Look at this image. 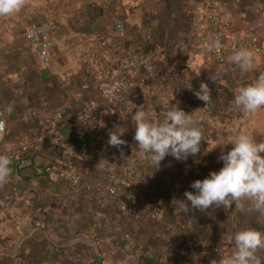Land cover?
<instances>
[{
	"label": "crops",
	"instance_id": "obj_1",
	"mask_svg": "<svg viewBox=\"0 0 264 264\" xmlns=\"http://www.w3.org/2000/svg\"><path fill=\"white\" fill-rule=\"evenodd\" d=\"M214 1L230 39L263 29V0H23L17 13L0 15V110L6 122L0 154L12 160L10 176L0 183V240L12 233L20 245L39 233L53 248L80 249L82 264H139L144 254L166 264L175 261L174 251L184 255V264L201 258L217 264L232 252L233 234L250 228L234 218L235 204L227 210L210 207L218 229L212 221L198 230L210 235L190 240L195 217L173 202L184 200L181 191H194L190 176L203 180L223 166L218 143L244 131L264 140V109L245 115L234 105L236 90L264 73V48L247 72L217 61L199 43ZM51 22L55 48L43 66L25 30ZM100 37L122 51L145 53L155 75L142 69L121 72L100 60ZM201 83L210 89L208 103L194 94ZM119 84L129 103L117 100ZM138 99L161 121L168 105L192 113L204 130L200 152L186 161L166 156L159 169L150 165L134 140L131 117L139 110ZM116 127L127 129L119 149L108 144ZM113 172L128 174L157 196L160 216L144 219L119 210L105 190ZM43 173L49 182L36 178ZM156 237L161 241L151 249ZM68 257L75 259L72 251Z\"/></svg>",
	"mask_w": 264,
	"mask_h": 264
},
{
	"label": "clouds",
	"instance_id": "obj_2",
	"mask_svg": "<svg viewBox=\"0 0 264 264\" xmlns=\"http://www.w3.org/2000/svg\"><path fill=\"white\" fill-rule=\"evenodd\" d=\"M23 0H0V15L17 13ZM209 49L220 47L219 40L210 41ZM230 63L247 72L255 67L254 51L243 48L228 57ZM188 80V89L192 88ZM198 99L208 103L211 99L207 84L201 83L194 93ZM234 105L245 115H252L264 109V73L256 81L236 90ZM135 111L131 119L134 122V140L148 163L159 169L166 156L177 161H186L201 150L204 130L178 104L168 105L165 118L161 121L150 116L142 107ZM11 111V109H9ZM6 129V122L0 120V134ZM127 131L124 127H116L109 133L108 144L120 148L125 143L121 139ZM231 144L227 152L224 146ZM221 152L218 160L223 166L218 171H211L203 180H195L190 184L194 190L185 191L184 200H173L184 212L189 209L206 211L210 207L229 209L233 204L241 211L245 203L250 210L264 215V140L247 132H241L231 141L220 142ZM11 151V149H9ZM12 160L9 155L0 154V183L11 174ZM234 245L229 255L220 257L217 264H264V231L256 228H243L232 237Z\"/></svg>",
	"mask_w": 264,
	"mask_h": 264
},
{
	"label": "built area",
	"instance_id": "obj_3",
	"mask_svg": "<svg viewBox=\"0 0 264 264\" xmlns=\"http://www.w3.org/2000/svg\"><path fill=\"white\" fill-rule=\"evenodd\" d=\"M55 32L56 25L52 22L32 25L25 30L27 44L35 59L43 66L49 65L54 53ZM214 40H219L220 47L210 50L208 47L209 42ZM199 43L211 51L220 63L229 62L228 57L236 50L251 49L254 51L255 56L261 53L264 48V41L259 40L256 36L250 35L244 38L230 39L225 29L219 4L215 1L211 3V9L199 35ZM99 47V59L110 62L119 71L133 72L142 69L150 78L155 75L154 65L145 53L141 51H122L114 45H110L105 37H100ZM114 92L117 100L128 102L122 84L117 85ZM135 103L137 107H145V102L141 99H138ZM105 190L121 211L131 210L147 218H157L162 212L160 201L153 196H147L142 190V186L128 174H110L105 181Z\"/></svg>",
	"mask_w": 264,
	"mask_h": 264
},
{
	"label": "rangeland",
	"instance_id": "obj_4",
	"mask_svg": "<svg viewBox=\"0 0 264 264\" xmlns=\"http://www.w3.org/2000/svg\"><path fill=\"white\" fill-rule=\"evenodd\" d=\"M264 3V0H263ZM264 12V11H263ZM264 17V15H263ZM260 34V35H258ZM256 32H252V36H256L259 40L264 41V26L263 29ZM263 35V36H262ZM123 53V52H122ZM125 53V52H124ZM262 53V51H261ZM261 53H259L256 56H260ZM230 63V62H229ZM195 175V174H194ZM206 177L208 176V173L204 174ZM192 177V178H191ZM204 177V178H206ZM199 180L197 176H190L189 181L190 184L195 181ZM131 210L124 211L125 213H129ZM138 216L147 219L145 216L135 213ZM227 230V229H226ZM231 231H228L230 233ZM30 232H27L26 234H29ZM226 233V232H225ZM35 237L32 238L30 241L23 242L22 244L18 245V237L15 236V234L8 233L5 235H2V239L0 240V264H82L81 262L77 261L79 254L81 253L80 249H69L61 246V241L58 240L56 236L54 238H51L53 241L58 240L55 242L56 244H60L61 247H58L57 249L52 247L49 243H47L46 240L42 238V235L39 233H35ZM206 232L202 231H196L190 240H198L201 239L202 236L204 237ZM231 234H233L231 232ZM20 237V235H19ZM56 239V240H55ZM181 239V238H180ZM188 240V241H190ZM160 238L156 237L155 240L150 241L151 249H153V245L158 244L160 242ZM205 252L208 250L206 247L204 248ZM69 251L73 253L75 259H71L69 256ZM158 251H161L160 249ZM144 250L141 249L140 253H143ZM2 253H7L8 256L2 257ZM215 253V252H213ZM13 257V258H12ZM196 264H208V262H204V260L201 258L199 263Z\"/></svg>",
	"mask_w": 264,
	"mask_h": 264
},
{
	"label": "trees",
	"instance_id": "obj_5",
	"mask_svg": "<svg viewBox=\"0 0 264 264\" xmlns=\"http://www.w3.org/2000/svg\"><path fill=\"white\" fill-rule=\"evenodd\" d=\"M68 133L70 136L71 132L69 131ZM73 140L78 141L79 143L82 142V140L78 139L77 137L76 138L73 137ZM113 173H119V172H113ZM36 178L38 180L43 181V182H49V179L47 178L46 175H44V173L39 175V176H36ZM142 190L144 191V193L147 194V190L143 186H142ZM181 193L184 196V192L181 191ZM147 196H153V194H150V192H149V195L147 194ZM153 197L160 200L157 196H153ZM189 213L191 214V216L193 215L195 217L194 221L189 222V223H191V226L189 228L191 231L190 230L189 231L192 234H194L196 231H198L199 228H201L202 226L205 227L206 224H210V222H212V221H214L215 223L217 222L215 229H218V220H217L218 217L216 216L215 211L213 209H207L206 211L189 209ZM234 218L241 221V222L248 223L250 228H256V229H259L261 231H264V215H261L260 213H257L256 211L250 210L249 205L247 203H245V210L241 211L240 209H238L235 213ZM210 233L211 232L208 231L206 233V235H210ZM58 247H61V246H56L55 248L57 249ZM174 254H175L174 255L175 261L171 262V263L168 262L166 264H184L183 262L186 259L184 257V255L181 253H177V251H174ZM138 262H139V264H160L158 261V257L151 255V254H144L139 259Z\"/></svg>",
	"mask_w": 264,
	"mask_h": 264
},
{
	"label": "water",
	"instance_id": "obj_6",
	"mask_svg": "<svg viewBox=\"0 0 264 264\" xmlns=\"http://www.w3.org/2000/svg\"><path fill=\"white\" fill-rule=\"evenodd\" d=\"M0 120L5 121V120H4V117H3V115H2L1 110H0ZM5 130H6V129H5ZM4 134H5V131H4L2 134H0V143H1V140H2V138H3V136H4ZM2 255H6V254H5V253H2ZM100 261H101V259H100Z\"/></svg>",
	"mask_w": 264,
	"mask_h": 264
}]
</instances>
